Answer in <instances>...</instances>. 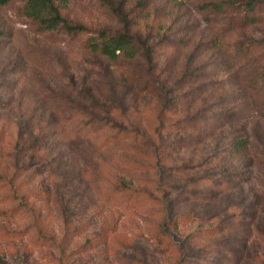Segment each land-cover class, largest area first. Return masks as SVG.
I'll return each mask as SVG.
<instances>
[{"label":"rangeland","instance_id":"obj_1","mask_svg":"<svg viewBox=\"0 0 264 264\" xmlns=\"http://www.w3.org/2000/svg\"><path fill=\"white\" fill-rule=\"evenodd\" d=\"M53 1L0 6V264H264V0Z\"/></svg>","mask_w":264,"mask_h":264},{"label":"trees","instance_id":"obj_2","mask_svg":"<svg viewBox=\"0 0 264 264\" xmlns=\"http://www.w3.org/2000/svg\"><path fill=\"white\" fill-rule=\"evenodd\" d=\"M12 0H0V6L7 5ZM23 3L24 15L36 23L37 27L41 31H54L63 29L67 33L73 34V32L83 31L84 27L81 25L71 24L65 21L59 13V8L54 4L53 0H19ZM65 0H60L64 2ZM228 4L236 3L238 0H225ZM204 7L206 5H203ZM207 7L212 8L215 11L222 10L220 4L208 3ZM100 41L97 38L90 37L87 39L86 47L90 52H99L107 59L115 61L120 56L124 59L134 58L137 53V47L134 39L124 33H119L113 36H106L104 32L100 35ZM237 52V49L236 51ZM245 144L244 140L232 141L231 149L234 150V154H237L239 149L243 148ZM230 150V149H229ZM233 155V154H232ZM201 230V229H200Z\"/></svg>","mask_w":264,"mask_h":264}]
</instances>
